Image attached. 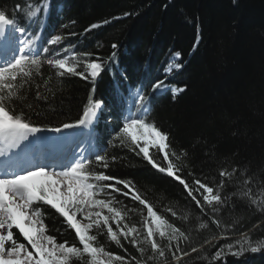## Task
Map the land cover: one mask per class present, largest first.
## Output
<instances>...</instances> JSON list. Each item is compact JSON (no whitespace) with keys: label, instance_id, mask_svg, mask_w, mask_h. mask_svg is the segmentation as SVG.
Instances as JSON below:
<instances>
[{"label":"trees","instance_id":"trees-1","mask_svg":"<svg viewBox=\"0 0 264 264\" xmlns=\"http://www.w3.org/2000/svg\"><path fill=\"white\" fill-rule=\"evenodd\" d=\"M0 10L41 38L38 48L42 57L59 52L71 58L74 53L90 52L91 59L106 62L105 70L94 82L76 76L59 77L45 63L42 75L34 73L21 90L23 98L15 101L18 114L22 109L32 122L56 127L78 119L90 94L102 101L92 129L95 151L89 155L93 161L89 170L131 180L155 210L190 235L191 243L185 246L182 242L181 247L188 250L203 245L201 251L182 258L180 264H209L222 245L246 238L264 240V213L246 198L234 199L221 210L217 216L221 228L207 216L198 221L199 209L182 185L153 169L127 138L124 145L114 139L122 126L125 99L138 88L148 98L147 111L137 110L134 117L154 121L168 132L171 150L177 155L186 151V156L174 162L191 186L195 187L194 179H201L216 187L221 168L239 167L252 180L248 187L254 198L264 204V0H0ZM92 24L99 27L85 31ZM55 35H60L62 42L48 45ZM113 43L118 45L115 50ZM45 47L50 48L49 53L43 52ZM113 51L116 58L109 60ZM177 52L180 57L175 64L181 67L168 73L169 58ZM78 67L87 71L83 62ZM158 80L167 86L160 93L152 91ZM171 88L176 89L175 96ZM37 91L41 99L36 98ZM149 151L157 163L167 166L158 148L149 146ZM96 153L109 157L107 169L96 164ZM112 156L117 157L116 161L111 160ZM244 179V175L237 174L225 181L222 194L227 195L237 186L245 187ZM109 192L104 189L97 198L108 199ZM111 196L119 201L118 208L134 209L124 222L142 231L146 209L117 193ZM43 207L46 234L55 236L58 242L79 246L63 217L50 206ZM185 214H189L187 220L183 219ZM199 222L208 227L198 229ZM222 232L226 238H220ZM93 234L97 235V246L114 256L129 261L132 257L144 259L123 238L120 247L108 240L106 230ZM19 239L24 242L22 237ZM206 239H211V244L205 245ZM157 241L167 245V240L158 236ZM142 247L146 249L145 257L152 255L150 245ZM166 257L157 256L148 264H176L167 249ZM71 264H89V258L74 257ZM113 264L120 262L113 259ZM215 264H264V251L248 252L240 258L225 254Z\"/></svg>","mask_w":264,"mask_h":264},{"label":"snow or ice","instance_id":"snow-or-ice-1","mask_svg":"<svg viewBox=\"0 0 264 264\" xmlns=\"http://www.w3.org/2000/svg\"><path fill=\"white\" fill-rule=\"evenodd\" d=\"M19 8L20 6L17 5V9ZM124 15L127 16L129 13ZM9 26H12L13 32H19V36H10ZM97 27L99 25L92 24L85 31H91ZM26 31L25 27L17 25L5 11L0 10V41L4 42L13 53L0 63V160H3L6 165L4 174L0 175V264H71L74 257L79 259L84 255L89 258V264H113L114 254L106 251L103 246H97V235L93 234L94 231L103 233L104 230L110 242L123 247L121 241L123 238L139 252L141 257H144V259L132 257L129 261L124 256L116 255L115 260L120 264H132V261L135 264H148L157 256L166 259V249L172 254L176 264H180L182 258L201 251L203 245L192 246L188 250L181 247L182 242L185 246L191 243L190 235L155 210L131 180L120 179L104 171H90L89 166L93 161L84 156L83 151L79 154V158L73 153L72 160L61 165L60 170H57L56 165L38 162V157H29L30 151L38 142H47L48 138L43 136L44 133H65L69 130L87 128L94 124L102 108V101L94 99V96L90 94L78 119L61 122L56 127L36 124L26 117L22 109L18 114L15 105L17 99L23 98L21 90L32 79L33 74L42 75L41 68L46 63L56 70V75L59 77L76 76L85 81L91 79L94 82L105 70L106 62L99 58L91 59L90 52L74 53L71 58L67 55L61 56L59 52L51 57H42L36 51L34 39L22 38ZM61 42L62 37L55 35L47 43L58 45ZM111 47L115 50L118 45L113 43ZM49 51V47L43 49L44 53ZM116 55V51H113L109 60H114ZM175 57L179 59L180 53H175ZM81 62L84 63L87 71L79 70L78 65ZM176 67L179 68L181 65L177 63ZM163 88L162 80L152 85L153 92ZM92 91L94 93V88ZM175 94L173 92L174 96ZM137 95L138 99L135 101L137 110L140 113H146L148 98L141 93ZM36 98L41 99L39 91L36 93ZM126 138L134 146L133 150L138 148L137 154L142 153L144 160L153 169L166 174L183 186L187 196L199 209V215L196 217L198 221L201 216H207L212 224L221 228V220L217 216L234 199L246 198L258 211L264 213V204L254 198L252 189L248 187L252 180L246 176V170L242 172L239 167H232L231 170L221 168L219 171L221 180L216 187L210 186L201 179H194L192 184L195 187H193L183 178L180 174L182 169L174 162V159H181V155L186 156V151L182 150L181 155H177L174 150H171L170 134L159 128L154 121L149 122L139 115L133 117L130 113L124 118L122 126L114 137L122 145L125 144ZM149 138H151V144L162 154L166 167L157 163L150 155ZM94 159L96 164L104 169L109 167V157L106 154L96 153ZM116 159V156L111 157L113 162ZM33 160L37 162L33 163ZM237 174L245 176L243 180L245 187L237 186L227 195L222 194L225 181H231ZM237 184L239 185V181ZM119 185H122V188L118 187ZM104 189L110 190V198H97ZM125 189L127 191H124ZM111 193H117L138 202L143 209H146L142 231L136 225L124 222L128 212L134 209L118 208L116 204L119 201L112 197ZM45 205L50 206L60 217H63L67 227L74 231L79 246L69 245L68 241L58 242L55 236L46 234L48 228L45 223L43 207ZM167 211L171 212L173 217L177 216L172 209ZM188 216L189 214H185L183 219L187 220ZM197 227L205 229L208 224L199 222ZM226 231L227 228H225ZM157 236L160 240H167V245L159 243ZM20 237L26 243L21 242ZM220 238H226L223 232ZM204 244H211V239H206ZM142 245H150L152 255L145 257L146 249ZM261 251H264V240L253 242L246 238L243 242L237 241L220 246L211 256L209 264H215L225 254L240 258L248 252ZM100 256L108 259H100Z\"/></svg>","mask_w":264,"mask_h":264},{"label":"bare ground","instance_id":"bare-ground-1","mask_svg":"<svg viewBox=\"0 0 264 264\" xmlns=\"http://www.w3.org/2000/svg\"><path fill=\"white\" fill-rule=\"evenodd\" d=\"M8 34L10 36H17L16 32H13L10 27H8ZM11 50L8 46L0 41V62L4 61L8 58V54H11ZM83 128L69 130L65 133H52L47 132L44 133L43 136L47 137V142L45 143H37L33 149L29 153V157H38V162L45 163L48 165H56L57 170H60V166L58 163L63 159L62 155L67 153H72L68 159L73 157V153L76 154L77 158L79 154L86 147V139H84V135L82 133ZM73 132V133H72ZM86 133V129H85ZM89 137L92 138V134H89ZM71 150V151H70ZM37 162L33 160V163ZM6 170V167L3 163V160H0V175H3ZM14 170V169H11Z\"/></svg>","mask_w":264,"mask_h":264},{"label":"rangeland","instance_id":"rangeland-1","mask_svg":"<svg viewBox=\"0 0 264 264\" xmlns=\"http://www.w3.org/2000/svg\"><path fill=\"white\" fill-rule=\"evenodd\" d=\"M12 27V26H11ZM12 29V28H11ZM17 33V36H19V32H16ZM23 39H34L35 40V46L37 45V42H38V38H36V37H33V35H31V34H28V33H26L25 34V36L24 37H22ZM177 58L175 57V56H173L171 59H170V61L172 60V62H171V64H170V68L172 67V68H175L176 67V64H175V60H176ZM132 114V109L130 110V108H128V110H127V112H126V114H125V116H124V118L125 117H127L129 114ZM98 119V118H97ZM97 119L95 120V122L94 123H96L97 122ZM91 127H92V125H90L89 127H87V128H83V131H82V133H83V135L85 136L84 137V139H88V137H89V133H90V131H91ZM85 129H86V133H85ZM148 146H151V147H153V148H157V147H155V146H153L152 144H151V138H149V145ZM90 147H91V143H90V141L88 142V144L86 145V147L84 148V156H86L87 154H88V152L90 151ZM99 210H103V209H99ZM103 211H106V210H103ZM78 218H79V214H78ZM82 222H86V221H83L82 220ZM23 239V238H22ZM24 243H26V241H24ZM29 248H30V246H29ZM100 259H104V260H107L108 258L107 257H105V256H100L99 257ZM113 259H115V256H113V258H112V260Z\"/></svg>","mask_w":264,"mask_h":264}]
</instances>
